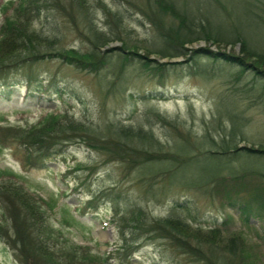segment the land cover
Listing matches in <instances>:
<instances>
[{
	"label": "trees",
	"instance_id": "obj_1",
	"mask_svg": "<svg viewBox=\"0 0 264 264\" xmlns=\"http://www.w3.org/2000/svg\"><path fill=\"white\" fill-rule=\"evenodd\" d=\"M114 1L127 14L142 18L152 31L150 41L142 40L140 45L130 41L123 14L113 12L101 0L95 6L89 0L2 2L0 81L7 82L23 68L30 70L41 62L59 60L94 74L99 89L111 92L117 90V85L122 89L127 69L136 59L142 70L160 79L169 68L186 63L193 76H215L225 83L215 99L210 122L201 119L200 135L186 125V119L166 116L150 106L130 125L115 120L93 124L77 121L67 112L47 113L28 126H0V147L12 148L20 167L27 170L46 167L69 147L84 145L99 157V164L115 165L130 177L127 182L145 186L143 192L138 190L144 201L149 195L157 200L174 189L193 190L209 203L217 201L223 210L231 209L248 229H255L251 220H264V145L253 149L240 148L238 143L248 140L247 128L253 123L250 110L254 108L264 115V4L247 0L254 20L248 29L231 19L220 0ZM211 1L220 4L225 13L205 5ZM93 9L102 11L110 31L97 28ZM46 15L63 18L76 30L81 24L89 49L58 48L54 37L34 27V22ZM115 41L121 45L110 47ZM200 42L217 50L192 47ZM233 44L238 46L237 51L226 50ZM152 56L183 58V62L158 63L150 59ZM21 76V84L31 97L52 100L55 94L64 102V88L54 78L43 81L34 72H23ZM147 99L162 100L160 96ZM155 127L169 135L165 142L158 138ZM97 169L94 164L78 163L67 174H84L77 190H73L85 197L77 205L82 215L95 213L102 204L108 206L115 235L113 250L107 256L76 244L50 224L47 208L57 206L55 199L32 193L12 172L0 171V241L12 251L18 264H108L111 259L118 264H132L131 259L142 247L157 241L164 242L172 255H183L198 264H250L241 232L228 235L226 243L221 240L232 215L204 229L179 216L183 206L178 202L166 216L158 217L140 202H129L114 187L98 193L78 191Z\"/></svg>",
	"mask_w": 264,
	"mask_h": 264
},
{
	"label": "rangeland",
	"instance_id": "obj_2",
	"mask_svg": "<svg viewBox=\"0 0 264 264\" xmlns=\"http://www.w3.org/2000/svg\"><path fill=\"white\" fill-rule=\"evenodd\" d=\"M5 1L7 0H0V4ZM96 1L89 0L92 6H95ZM101 1L113 12L119 11L123 14L124 28L128 30L130 41L136 42V45H140L139 42L142 40L150 41L152 31L148 25L143 23L139 15L130 14V12L127 14L116 6L114 0ZM220 1L226 5L227 13L234 22L249 29L254 20L249 15L250 8L247 7V0ZM251 1L257 5L260 2L264 4V0ZM205 5L225 13L223 7L215 1ZM93 19L99 30L103 32L111 30L104 24L105 19L101 10L93 9ZM1 23L2 15H0V25ZM254 25L255 22H253V27ZM34 27L54 37L58 48H74L78 51L89 49V42L85 38L86 32L81 24H78L79 29L76 30L65 19L56 15H46L34 22ZM120 45V42L115 41L110 47ZM233 45L226 47V50L237 51L238 46ZM192 47H209L212 51L217 50L216 46L204 42L195 43ZM175 60L183 62V58ZM200 60L201 63L206 62L204 59ZM208 64H211V61ZM22 71L24 73L34 72L43 81L54 78L64 88V102L57 100L55 94L52 100L47 97L28 95L21 84ZM22 71L16 75L12 74L14 76L11 75L9 77L11 79L7 82L0 81V126L2 127L28 126L38 122L47 113L63 114L64 112L77 121L87 123L96 124L106 120H115L130 125L138 115L143 113L145 108L151 106L156 107L166 116L186 119V125L191 126L196 135H200L202 117L206 122H210L215 99L225 89V83L221 78L193 76L190 74L191 69L186 67V63L176 68H169L165 77L160 79L142 70L136 59L127 69V79L122 89L117 85V90L111 92L99 89L94 74L62 64L59 60L41 62L30 70L23 68ZM2 84L5 85L1 86ZM9 84L15 85L9 86ZM153 96H160L162 100L147 99ZM145 97L147 98L144 99ZM258 112L254 108L250 110L253 114V123L247 128L248 140L238 143V146L256 149L259 145H264V115ZM155 132L162 142L166 141L165 136L169 137L159 127H155ZM13 154L12 148L0 147V171L12 172L17 176L18 182L32 193L47 199H55L57 206L52 209L47 208L50 224L59 228L68 239L76 244L88 246L95 254L107 256V253L113 250L115 229L109 221L107 205L102 204L95 213L85 215H82L80 209L77 208L85 197L78 196L73 190H77V182L84 178V174L74 172L69 175L67 172L75 168L78 163L94 164L98 167L96 174L89 178L78 191L98 193L102 189L109 191L114 187V191L119 192L122 197L126 196L129 202H140L147 212L158 217L166 216L172 210L173 205L178 202L183 206L181 210H178L179 216L190 225L202 226L205 227L204 229L218 225L223 217L225 218L228 214L232 215L230 224L223 232L222 242H227L228 235L241 232L245 239V249L250 264H264V220H251L255 229H248L234 211L227 208L223 210L217 201L209 203L205 198L197 196L193 190L187 192L174 189L167 191L162 197H157V200L150 198L148 190L149 197L144 201L140 192L146 190L145 186L138 184L136 187L132 180L127 182L130 177L123 175L124 173L115 165L102 166L99 164V157L89 152L84 145L76 144L69 147L60 155L52 158L46 167L37 169H22ZM102 199L107 201L105 196ZM113 260H109L108 264H118ZM131 261L132 264H198L183 255H172L168 246L159 241L142 247ZM0 264H18L12 251L1 241Z\"/></svg>",
	"mask_w": 264,
	"mask_h": 264
},
{
	"label": "water",
	"instance_id": "obj_3",
	"mask_svg": "<svg viewBox=\"0 0 264 264\" xmlns=\"http://www.w3.org/2000/svg\"><path fill=\"white\" fill-rule=\"evenodd\" d=\"M150 59L155 60L158 63H177V62H180L181 61V60H174V59L167 60V59H160V58H153V57H151Z\"/></svg>",
	"mask_w": 264,
	"mask_h": 264
}]
</instances>
